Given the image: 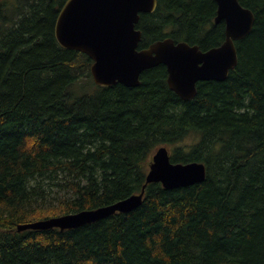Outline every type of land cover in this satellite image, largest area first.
<instances>
[{"label":"trees","instance_id":"1","mask_svg":"<svg viewBox=\"0 0 264 264\" xmlns=\"http://www.w3.org/2000/svg\"><path fill=\"white\" fill-rule=\"evenodd\" d=\"M66 0H0V264H264V0H238L252 30L224 80L183 100L162 64L99 86L54 24ZM215 0H157L138 48L224 41ZM89 90L75 94V87ZM201 162L203 181L145 186L141 204L75 228L18 224L138 194L151 156Z\"/></svg>","mask_w":264,"mask_h":264},{"label":"water","instance_id":"2","mask_svg":"<svg viewBox=\"0 0 264 264\" xmlns=\"http://www.w3.org/2000/svg\"><path fill=\"white\" fill-rule=\"evenodd\" d=\"M214 22L223 20L224 41L202 50L185 41L164 38L138 48L141 31L135 28L139 13L152 12L156 0H66L60 7L54 36L59 45L86 54L91 60L90 73L95 84L129 87L140 84V74L164 65L167 84L183 100L197 94V83L224 80L238 64L235 42L244 38L254 24L253 12L238 0H215ZM205 178L201 162H173L166 146L151 156L145 182L138 194L114 203L17 225V230L75 228L105 218L115 212H130L141 204L145 186L159 182L172 189L199 183Z\"/></svg>","mask_w":264,"mask_h":264},{"label":"rangeland","instance_id":"3","mask_svg":"<svg viewBox=\"0 0 264 264\" xmlns=\"http://www.w3.org/2000/svg\"><path fill=\"white\" fill-rule=\"evenodd\" d=\"M87 90H89V87L87 85H85L84 87H75L74 92H75V94H81Z\"/></svg>","mask_w":264,"mask_h":264},{"label":"bare ground","instance_id":"4","mask_svg":"<svg viewBox=\"0 0 264 264\" xmlns=\"http://www.w3.org/2000/svg\"><path fill=\"white\" fill-rule=\"evenodd\" d=\"M189 44V43H188ZM189 45H196V44H189ZM199 47V46H198ZM200 48V47H199ZM201 49V48H200Z\"/></svg>","mask_w":264,"mask_h":264}]
</instances>
